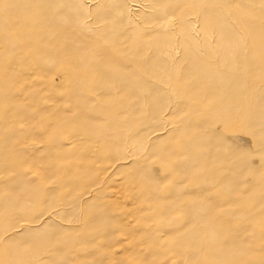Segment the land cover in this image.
Segmentation results:
<instances>
[{"label":"rangeland","instance_id":"rangeland-1","mask_svg":"<svg viewBox=\"0 0 264 264\" xmlns=\"http://www.w3.org/2000/svg\"><path fill=\"white\" fill-rule=\"evenodd\" d=\"M0 264H264V0H0Z\"/></svg>","mask_w":264,"mask_h":264}]
</instances>
